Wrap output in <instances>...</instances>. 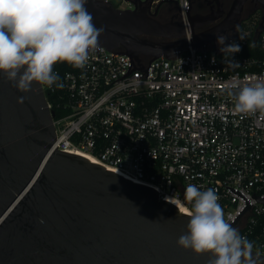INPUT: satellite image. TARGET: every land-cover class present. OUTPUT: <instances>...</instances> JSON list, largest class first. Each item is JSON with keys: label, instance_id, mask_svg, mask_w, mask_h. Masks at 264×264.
<instances>
[{"label": "built area", "instance_id": "2783aa9c", "mask_svg": "<svg viewBox=\"0 0 264 264\" xmlns=\"http://www.w3.org/2000/svg\"><path fill=\"white\" fill-rule=\"evenodd\" d=\"M101 1L120 11L175 4L186 28L195 4ZM259 22L244 20L227 41L242 47L234 56L238 66L226 62L232 56L192 48L170 60L136 63L99 47L83 69L57 63L54 71L64 87H41L54 113L56 150L85 155L93 164L155 190L160 201L170 203L166 198H171L185 209L191 207L184 201L188 184L214 189L231 222L244 201L225 187L240 191L247 200L253 193L264 197V112L236 114L232 100L221 91L225 81L264 77V28L259 29ZM240 33L244 40L238 39ZM213 55L215 63L210 62ZM249 203L235 227L255 252L264 254V203L254 198Z\"/></svg>", "mask_w": 264, "mask_h": 264}, {"label": "water", "instance_id": "95a60500", "mask_svg": "<svg viewBox=\"0 0 264 264\" xmlns=\"http://www.w3.org/2000/svg\"><path fill=\"white\" fill-rule=\"evenodd\" d=\"M86 7L96 28L104 29L99 47L136 63L170 60L189 48L204 51L223 34H196L207 23L198 24L201 18L190 13L187 29L182 21L161 23L157 13L150 16L139 6L120 11L88 0ZM230 22L235 34L239 11ZM213 51L222 54L216 47ZM33 89L19 92L0 74V264H209L210 254L197 256L177 247L188 216L160 201L155 190L56 150L54 113L41 87ZM225 188L244 201L230 222L233 227L250 208V199L264 203L254 193L247 200ZM253 253L257 264H264V254Z\"/></svg>", "mask_w": 264, "mask_h": 264}, {"label": "clouds", "instance_id": "9594fccd", "mask_svg": "<svg viewBox=\"0 0 264 264\" xmlns=\"http://www.w3.org/2000/svg\"><path fill=\"white\" fill-rule=\"evenodd\" d=\"M87 4L88 0H0V74L7 82L22 93L33 91L34 84L62 89L64 84L54 71L57 63L83 69L99 48L104 31L96 28ZM238 39L244 40V34ZM226 41L227 35H216L219 52L233 57L226 62L238 66L234 56L242 47ZM210 62H216L215 55ZM221 91L232 100L236 114L264 112V77L225 81ZM184 201L191 207L187 231L177 239V247L197 256L210 254L209 264H257L253 243L225 218L214 189L188 184Z\"/></svg>", "mask_w": 264, "mask_h": 264}, {"label": "flooded vegetation", "instance_id": "af4514ba", "mask_svg": "<svg viewBox=\"0 0 264 264\" xmlns=\"http://www.w3.org/2000/svg\"><path fill=\"white\" fill-rule=\"evenodd\" d=\"M262 3H264V0H195L190 14L201 18L198 24L203 21L207 23L195 29V33H207L217 30L222 31V35H227L229 39L233 35V30L229 28L232 26L231 18L235 17L239 11L240 24L247 19H260L264 16V5ZM138 9L146 10L150 16L157 13L155 19L161 23L179 22V14L175 4L161 2L154 6L151 4L141 5ZM214 47L218 49L216 43H211L208 45L207 50H213ZM141 61H147V59L141 58Z\"/></svg>", "mask_w": 264, "mask_h": 264}, {"label": "bare ground", "instance_id": "6f19581e", "mask_svg": "<svg viewBox=\"0 0 264 264\" xmlns=\"http://www.w3.org/2000/svg\"><path fill=\"white\" fill-rule=\"evenodd\" d=\"M188 29V28H187ZM80 156H82V157H84V158H86V159H88L89 161H91L92 163H95L94 162V160H92L91 158H89V157H87V156H85V155H80ZM170 201V203H172L179 211H180V213H183V214H186L187 215V211H185V210H187V209H185L182 205H181V203H179V202H176V201H172V200H169Z\"/></svg>", "mask_w": 264, "mask_h": 264}, {"label": "trees", "instance_id": "16d2710c", "mask_svg": "<svg viewBox=\"0 0 264 264\" xmlns=\"http://www.w3.org/2000/svg\"><path fill=\"white\" fill-rule=\"evenodd\" d=\"M55 116L58 117L59 116V113L57 111H55Z\"/></svg>", "mask_w": 264, "mask_h": 264}, {"label": "rangeland", "instance_id": "374dc122", "mask_svg": "<svg viewBox=\"0 0 264 264\" xmlns=\"http://www.w3.org/2000/svg\"><path fill=\"white\" fill-rule=\"evenodd\" d=\"M179 21H180V18H179Z\"/></svg>", "mask_w": 264, "mask_h": 264}, {"label": "snow or ice", "instance_id": "6c2138e0", "mask_svg": "<svg viewBox=\"0 0 264 264\" xmlns=\"http://www.w3.org/2000/svg\"><path fill=\"white\" fill-rule=\"evenodd\" d=\"M185 211H187V210H185Z\"/></svg>", "mask_w": 264, "mask_h": 264}]
</instances>
